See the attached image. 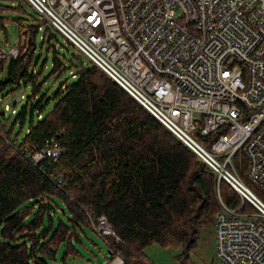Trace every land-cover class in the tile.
Segmentation results:
<instances>
[{
    "label": "trees",
    "instance_id": "16d2710c",
    "mask_svg": "<svg viewBox=\"0 0 264 264\" xmlns=\"http://www.w3.org/2000/svg\"><path fill=\"white\" fill-rule=\"evenodd\" d=\"M8 10L23 11L0 2L2 28ZM25 20L16 17L18 40L10 46L17 55L0 57V92L14 94L16 83L30 87L13 120L0 110V264H58V258L67 264L68 257L83 256L82 248L90 250L86 241L96 245L88 231L100 215L118 235L114 245L125 264H156L144 252L152 243L181 248L188 259L201 230L213 229L219 198L237 208L238 191L92 62L72 83L43 92L46 77L60 75L65 64L54 55L40 79L45 64L31 68L38 33L41 43L54 34L46 18ZM27 116V131L17 141L13 127ZM50 139L59 156L32 160L28 153ZM233 161L263 199L245 176L242 149ZM247 209L255 207L245 199L241 210ZM105 243L106 252L100 251L107 263L114 250Z\"/></svg>",
    "mask_w": 264,
    "mask_h": 264
},
{
    "label": "built area",
    "instance_id": "2783aa9c",
    "mask_svg": "<svg viewBox=\"0 0 264 264\" xmlns=\"http://www.w3.org/2000/svg\"><path fill=\"white\" fill-rule=\"evenodd\" d=\"M26 1L238 191L237 208L219 198L214 264H264V199L233 161L242 149L264 196V0ZM28 154L55 160L60 148L50 139ZM92 226L114 250L105 264H125L106 216Z\"/></svg>",
    "mask_w": 264,
    "mask_h": 264
},
{
    "label": "rangeland",
    "instance_id": "374dc122",
    "mask_svg": "<svg viewBox=\"0 0 264 264\" xmlns=\"http://www.w3.org/2000/svg\"><path fill=\"white\" fill-rule=\"evenodd\" d=\"M0 2L9 4L11 7L16 8L21 6L23 9L21 12L16 10H8L3 14L6 16V18L3 21L5 28L0 26V45H2V42L7 48L10 45L16 43L18 40L19 31L16 17L22 15V17L26 19L32 20L34 18V22L44 18L24 0H0ZM30 20H25L24 22L28 23ZM48 26V31L53 33L55 36L53 35V37L49 39L45 38L43 43H41L42 30L39 31L37 37V46L34 50L33 58V62L36 64H32L31 68L34 70L39 69L42 64H45L40 76L41 79L48 75L54 55H57L58 57L60 56L65 64V69L60 75L57 73L48 75L42 85V91H48V93L51 94L58 88L72 83L77 79V76L72 75V72L77 67V59L75 54L78 52V50L49 23ZM82 58L84 64H91V61L87 56L82 55ZM3 77L4 72H0V80L3 79ZM12 88L14 89V94L12 95L6 93L7 89L0 92V110L6 116H9L11 120L14 119L16 112L20 110L21 107L27 102V98L30 93L29 86L21 87L16 83L12 85ZM20 91L23 92L21 99L17 100L14 105H8L10 100L17 96ZM49 107L50 106H48L46 110L49 109ZM27 127L28 116L26 117L23 125H20L19 121L15 123L11 136H16L17 141H20L22 136L27 131ZM262 198L264 199V196H262ZM211 227L212 226L209 225V228L207 229H211ZM88 236L92 237L97 246L92 244L90 241H86L88 245L87 248H89L91 251L85 250L86 248H82L81 250L83 256L68 257L66 260L67 264H103L105 262V258L100 251V249L103 250V252H106L107 250L104 239L92 230L88 231ZM144 252L156 264H214L213 229L209 231L203 228L201 230V235L198 238L196 245L191 250L188 259L183 260V258L179 255L181 253V248L163 247L156 243L146 246L144 248ZM58 261V264H61L59 258Z\"/></svg>",
    "mask_w": 264,
    "mask_h": 264
},
{
    "label": "water",
    "instance_id": "95a60500",
    "mask_svg": "<svg viewBox=\"0 0 264 264\" xmlns=\"http://www.w3.org/2000/svg\"><path fill=\"white\" fill-rule=\"evenodd\" d=\"M76 59H77V67L75 70H73L72 75H78L82 74L88 67L89 65L84 64L83 58L79 52L76 53ZM22 91H20L17 96L13 97L10 102L8 103L9 105L15 104L17 100H20L22 97Z\"/></svg>",
    "mask_w": 264,
    "mask_h": 264
},
{
    "label": "crops",
    "instance_id": "0c3cea01",
    "mask_svg": "<svg viewBox=\"0 0 264 264\" xmlns=\"http://www.w3.org/2000/svg\"><path fill=\"white\" fill-rule=\"evenodd\" d=\"M255 193H256V192H255ZM241 202H242V199H241ZM243 202H244V200H243ZM104 263H105V262H104ZM104 263H103V264H104Z\"/></svg>",
    "mask_w": 264,
    "mask_h": 264
}]
</instances>
